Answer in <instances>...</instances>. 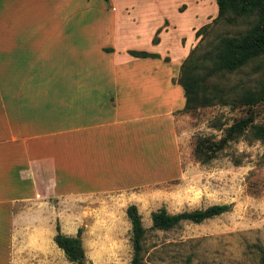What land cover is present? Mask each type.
<instances>
[{
    "label": "crops",
    "instance_id": "0c3cea01",
    "mask_svg": "<svg viewBox=\"0 0 264 264\" xmlns=\"http://www.w3.org/2000/svg\"><path fill=\"white\" fill-rule=\"evenodd\" d=\"M167 3L0 0V264H63L48 199L132 193L161 132L176 137L203 0Z\"/></svg>",
    "mask_w": 264,
    "mask_h": 264
},
{
    "label": "rangeland",
    "instance_id": "374dc122",
    "mask_svg": "<svg viewBox=\"0 0 264 264\" xmlns=\"http://www.w3.org/2000/svg\"><path fill=\"white\" fill-rule=\"evenodd\" d=\"M166 1L171 5L174 0ZM194 9L185 15L186 22L193 20ZM201 9L203 23L193 30L190 41L181 40L190 43L182 62L193 49L196 51L198 60L190 71L201 88L192 108L175 115L176 137L161 132L159 153L145 154L138 185L127 189L132 193L48 199L47 224L59 223L66 235H75L80 228L86 242L107 244L84 250L85 264H131V223L125 209L128 200L136 204L146 229V264L259 263L260 250L264 249V143L255 130L264 122V100L245 104L242 97L247 91L260 89L264 66L256 61L235 71H215L208 52L215 50L222 38L244 33L252 20H215V0H203ZM169 11L177 16L171 8ZM154 38L153 43H157V35ZM246 118L249 126L227 135L230 127ZM223 137L227 140L214 156L195 158L199 140L214 143ZM224 203L231 205L229 211L203 222L181 221L166 230L152 228L151 212L161 207L175 214ZM75 214L80 218L72 216ZM63 264L73 263L65 258Z\"/></svg>",
    "mask_w": 264,
    "mask_h": 264
},
{
    "label": "trees",
    "instance_id": "16d2710c",
    "mask_svg": "<svg viewBox=\"0 0 264 264\" xmlns=\"http://www.w3.org/2000/svg\"><path fill=\"white\" fill-rule=\"evenodd\" d=\"M215 2L218 8V15L215 20L234 21L238 18L252 20L244 33L222 38L215 50L208 52L210 59L216 66L215 71H235L250 62L256 61L264 66V0H215ZM153 41H156V38ZM129 54L135 57H158L156 54L145 51L130 50ZM205 57L208 56L205 55ZM197 60L198 56L193 49L180 65V72L176 81L184 91L185 105L182 111L192 108L191 106L201 88L199 80L190 71ZM242 99L245 104H256L264 100V80L259 90L247 91ZM249 124L250 119H242L228 129L227 135L232 136L234 132L243 130ZM255 135L264 143V122L256 127ZM226 140V137L214 143L207 139L199 140L194 152L195 158L198 160L211 158L216 151L223 147ZM230 207V204L225 203L213 204L205 208L185 210L175 214H170L164 207H161L151 212L152 228L166 230L175 227L181 221L200 223L229 211ZM126 214L131 223L133 250L131 264H146L143 258V239L146 229L142 224V218L136 204H129L126 208ZM54 241L63 250L68 261L73 264H85L80 228L74 236L66 235L61 231L60 224L57 223ZM258 264H264V249L260 250Z\"/></svg>",
    "mask_w": 264,
    "mask_h": 264
}]
</instances>
